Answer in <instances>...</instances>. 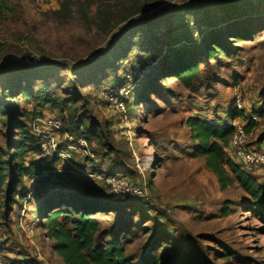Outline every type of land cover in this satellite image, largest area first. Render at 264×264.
<instances>
[{"label":"rangeland","instance_id":"374dc122","mask_svg":"<svg viewBox=\"0 0 264 264\" xmlns=\"http://www.w3.org/2000/svg\"><path fill=\"white\" fill-rule=\"evenodd\" d=\"M59 1L11 0L13 11L0 18V63L9 60L7 69L28 60L36 69L43 62L53 64L55 69L41 74L55 98L66 101L61 109L53 104L38 107L35 99L18 95V120H24L38 137L47 128L41 119H61L64 130L59 141L70 157L66 162L40 158L41 151L30 153L28 158L34 161L56 160L55 167L46 168L43 177L26 178L10 202L0 185V264H67L40 226L42 213L59 197L105 206L107 211L100 212L104 233L121 228L126 255L135 262L157 256L167 264H179L184 258L190 264H264V205L251 201L237 183L221 189L205 157L194 154L188 126L192 117L224 119L240 96L246 114L259 122L253 135L249 133L251 142L258 145L259 138L264 139V117L254 114L264 100V0H146L145 9L134 20L120 25L117 20L109 25L85 21L80 8L86 0L73 5V15L65 22L48 18L38 9ZM233 1L238 5L231 11L235 13L231 22L249 20L236 31H242L240 35L222 38L225 50L218 54L220 61L199 57L202 86L197 92L167 78L160 83L162 92L152 89L149 99L139 100L151 81L148 74L160 67L169 50L165 44L158 56H150L138 45L127 57L118 55L115 66L102 61L135 39L134 26L152 24L182 7L190 10L185 22L179 16L173 25V37L178 39L175 48L198 46L202 30L219 32L229 26L223 23L227 10L213 7ZM122 3L131 0L105 2L108 7L113 4L116 17ZM99 6L88 8L92 20H98ZM148 25L139 31L167 36L164 22L152 30ZM25 52L33 57L25 59ZM32 68L15 71L22 74ZM0 76L5 84L17 80L14 75ZM32 82L33 91L43 84L35 78ZM23 83L30 91L28 82ZM0 97L7 99L1 87ZM70 114L95 122L104 132L102 143H87L94 158L67 147ZM6 120L0 118V151L5 153L17 140V126L9 127ZM112 179H116L114 186ZM126 182L147 192L144 196L129 192ZM228 252L233 255L227 257Z\"/></svg>","mask_w":264,"mask_h":264},{"label":"trees","instance_id":"16d2710c","mask_svg":"<svg viewBox=\"0 0 264 264\" xmlns=\"http://www.w3.org/2000/svg\"><path fill=\"white\" fill-rule=\"evenodd\" d=\"M77 1L60 0L56 6H45L38 9L48 18L65 22L72 17L73 5ZM111 1L86 0L80 8V14L90 24L96 23L98 25L100 21L104 25H107V23L109 25L113 20H117V24L120 25L129 20H134L145 9L144 2L146 0H131L129 4L122 3L119 6L121 8L117 11L119 12L118 17L115 16V7H111L113 4L109 7L105 4V2ZM95 3L101 4L98 8V20H92L88 13V8ZM219 5L213 8L221 7L227 10L229 14L224 18L225 21L223 23H229V26H226V28H223L219 32L202 30L203 37L200 38L198 46H180L175 48V45L178 44L176 42L178 39L173 37V25L175 21H178L179 16L183 19L182 22H185V16L190 10L189 8L182 7L177 8L178 10H172L167 18L160 15L159 17L161 18L155 20L152 24L148 25L142 22L134 26L131 32L134 33L135 39H138L137 43L135 39L131 40L127 46L122 48V52L110 54L102 59V61L105 60L107 63H111L112 66H115L118 55H123L125 58L138 45L143 51L149 53L150 56H158L163 52L164 46L167 45L169 48L168 52L161 58L160 67L153 68L151 73L148 74V78L151 81L145 84L139 100L144 101L149 99L148 93L152 89L157 93L162 92L160 83L167 78H175L185 88L197 92L202 86V66L199 57L205 56L206 59L215 58V60L220 61L218 54L220 51L225 50L221 47L224 40L222 38L227 35L231 37L240 35L243 32L236 31L242 29V25L246 23L245 21L249 20V18L245 17L247 20L238 19L231 22L233 15H235L231 11L238 5L236 1L227 3L225 7L224 4ZM12 11L11 0H0L1 19L5 18ZM162 22L168 26V34L164 38L151 36L145 30L139 31L141 27H145L146 25L152 30L154 26ZM158 43L162 44L159 48L156 46ZM29 55L31 56L32 54L30 52L24 53V57H28ZM37 66L40 69L32 68L34 66L26 64H20V66L18 64L10 69L3 68L0 70V75L17 76V80L11 79L8 84H5L0 79L2 96L7 98L4 100L0 97V118H6V123L9 127L10 125L17 126V131L15 132L17 140L12 142L10 146L12 150L6 153L5 151H0V185L6 188L9 202L13 200L14 195L17 193L18 185L26 178H33L41 174L46 168L55 167L56 164V160L34 161L28 158L30 153H40V139L28 128L24 120H18L21 115L18 105V95H23L28 99H35L38 102V107L53 104L54 107L61 109L63 104H66V101L55 98L54 94L50 91L48 80L45 79L44 74H41L43 72H50V69H55L53 64L43 62ZM28 68L32 69L28 71L23 70L22 74L16 73L19 69ZM34 78L43 82L37 91L32 90V79ZM24 81L28 82L31 88L30 91L26 90V87L23 86ZM262 106L261 111L256 110L254 112L260 118L264 117V100ZM246 113L245 110L237 109L231 103V106L228 108V115L224 116V119L220 118L216 121H211L200 117L190 118L188 121V126L192 132L190 143H192L191 146L195 155L205 157L207 167L217 176L222 190H227L232 184L237 183L240 189L250 197L251 201L258 205H264V185L250 174L249 166L238 163L227 152L234 128L226 122V117L230 116L233 120L238 119L244 122L248 133L259 126V122ZM23 115L27 114L23 113ZM69 116L70 120L68 124L70 132L68 131V133L73 134L77 139L83 138L90 144L93 142L102 143L104 132L96 127L95 122L87 123L75 115L70 114ZM56 200L55 205L47 207L45 212L42 213L40 226L46 230L47 237L53 240L55 251L67 264H167L162 258H158L157 256H148L141 262H135L128 258L125 251V241L121 238V228H114L108 231V234H105L102 229V214L100 212L107 211L103 210L106 208L105 206L96 202H80V200L72 197H59ZM105 235V240L100 241L101 237ZM232 255L231 252H228L227 257H231ZM179 264H190V261L184 258Z\"/></svg>","mask_w":264,"mask_h":264},{"label":"built area","instance_id":"2783aa9c","mask_svg":"<svg viewBox=\"0 0 264 264\" xmlns=\"http://www.w3.org/2000/svg\"><path fill=\"white\" fill-rule=\"evenodd\" d=\"M25 59H29L26 57ZM19 61V60H18ZM21 64L26 65H33L30 64V61H23ZM18 65V64H16ZM12 66V65H11ZM20 66V64H19ZM35 66V65H34ZM10 67L9 60L1 61L0 63V70L7 69ZM244 102L240 96H237L234 100V107L237 109H243ZM246 111V110H245ZM256 117H254L255 119ZM233 128L234 132L232 138L230 140L229 147L227 148V152L231 157L236 159L238 162H242L243 164L249 166L248 168L251 172L256 173L257 171H261L264 176V148L253 144L251 142V137L249 133L246 131V126L244 122L241 120H233L231 117L229 119H225ZM41 122L47 126V128L41 132L37 133L38 137L41 138V155L40 158L46 159H55L60 158L61 160L69 162L70 157L64 151V146H62L61 142L59 141V133L64 130L63 122L61 119L49 117L45 119H41ZM65 143H69L67 145L68 148L76 151L81 149L83 152L86 153L87 157L94 158V154L89 150L88 142L83 139H75L71 134L65 132ZM70 155V154H69ZM48 170L42 171L41 174L34 176L33 178L37 179L39 177H43L46 175ZM111 180V184L114 186ZM126 190L129 192H133L138 195L144 196L145 193L141 188H134L128 182H126ZM147 196V195H146Z\"/></svg>","mask_w":264,"mask_h":264},{"label":"crops","instance_id":"0c3cea01","mask_svg":"<svg viewBox=\"0 0 264 264\" xmlns=\"http://www.w3.org/2000/svg\"><path fill=\"white\" fill-rule=\"evenodd\" d=\"M258 109V111H261L262 110V107H261V109H259V108H257ZM256 111V110H255ZM249 115V114H248ZM251 118H254L255 116L253 115H249ZM257 121V120H256ZM255 129V128H254ZM254 129H253V131H254ZM253 131L252 132H250V134L251 135H253ZM259 140H260V142L259 143H257L258 144V146H260V147H262V148H264V139L263 138H259ZM238 163H240V164H242L243 165V163L242 162H238ZM248 169V168H247ZM249 172H250V174H252L255 178H257L258 180H259V182H261V184L262 185H264V176H263V174H262V172L261 171H257L256 173H253V172H251V170H249Z\"/></svg>","mask_w":264,"mask_h":264}]
</instances>
